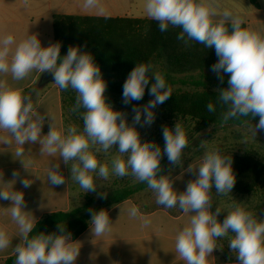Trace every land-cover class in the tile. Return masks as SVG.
Masks as SVG:
<instances>
[{"label":"clouds","instance_id":"obj_1","mask_svg":"<svg viewBox=\"0 0 264 264\" xmlns=\"http://www.w3.org/2000/svg\"><path fill=\"white\" fill-rule=\"evenodd\" d=\"M85 8L98 7V0H85ZM145 12L149 18L158 22L161 32L169 26L182 29L177 37L214 48L218 57L212 66L218 79L223 83L228 74V85L218 90V101L227 106L223 115L224 122L230 118L244 116L259 117L253 128L264 131V36L250 28L242 27L243 19L233 17L230 11H224L218 21L215 7L205 0H145ZM100 11H103L101 8ZM231 20L230 29L226 22ZM12 35L0 38V74H11L14 81H21L33 71L50 72L54 84L61 90L69 87L77 92L76 104L72 111L81 107L86 111L82 115L83 131L69 126L66 134L58 130L51 118L50 130L41 136L45 118L34 110L31 96L23 94L19 88L11 87L0 81V130L10 137H0L3 143L11 146L14 141L18 146L17 158L23 157L26 143L39 142L40 153L63 158L65 164L71 165V179L77 182L85 192L95 191L94 173L107 180L110 169L100 164L90 146L99 145L107 153L118 144V153L111 161V172L119 177L129 174L139 182H144L156 193L157 204L166 208L179 207L184 213L194 212L189 223L178 233L175 251L184 264H209V257L217 247V240L229 236L228 246L236 255L239 264H264V220L258 221L252 212L239 204L233 205L223 222L217 217L222 210L210 209L213 199L211 189L216 188L217 195L231 193L236 182L232 169V158L222 156L219 149L205 151L202 162L187 171L198 169V177L189 181L183 193H177L169 176L159 175L162 158L161 147L154 142H141L135 124L141 122L151 125L155 120L153 109L163 104L172 96L170 86L165 78L154 72L149 76L151 64H136L123 84V102L141 100L151 77L149 94L154 97L143 108L133 107L134 124L127 123L126 114L114 110L105 96L107 83L101 75V69L91 53L81 52L78 47H69L67 54L60 56V44L42 47L37 35H28L16 44ZM207 110L214 112L213 103L207 104ZM165 145L163 154L170 163L180 165L184 150L188 147V137L183 126L176 122L174 128L162 129ZM203 146V144L201 145ZM127 159H124V155ZM27 169L29 162L19 159ZM59 164L51 168L48 181L53 185L64 184V177L57 171ZM98 170V171H97ZM14 175H16L14 173ZM29 187L31 181H21ZM0 199L11 200L9 211L12 219L19 226L21 240L15 247V264H75L79 248L71 240L70 233L59 225V234L37 233L30 236L37 221L29 218L24 211V194L18 191L0 190ZM139 209L133 206L129 215L137 217ZM91 229L95 236H101L111 230V220L105 210L92 212ZM144 225L150 223L143 218ZM11 238L4 229H0V250L8 248Z\"/></svg>","mask_w":264,"mask_h":264},{"label":"trees","instance_id":"obj_2","mask_svg":"<svg viewBox=\"0 0 264 264\" xmlns=\"http://www.w3.org/2000/svg\"><path fill=\"white\" fill-rule=\"evenodd\" d=\"M252 2L254 0H251ZM231 22H226L230 29ZM242 27H245L242 24ZM182 29L169 28L161 32L158 22L151 18L138 17H103L76 14H53V44H60V56L67 54L69 47H78L81 52L91 53L94 61L101 69V75L107 83L105 96L112 106L123 102V84L136 64H151L149 72H159L170 86L172 96L154 110L166 118H178L193 123L194 131L199 132L207 127H224L227 125H245L258 122L259 117L237 116L224 122L223 115L228 110L218 101V90L229 87V75L225 74L223 83L218 79L212 66L218 57L214 48H206L203 44L177 37ZM154 77L141 100L131 101L128 106H145L152 97L149 94ZM31 89H25L26 95ZM61 108L63 127L71 122L82 123V115L86 111L80 108L72 111L76 104L77 92L70 87L61 90ZM213 103L214 112L207 110V104ZM222 156L232 158V169L236 182L231 192L236 194L253 193L261 184L264 175V160L254 154L239 151H222ZM165 170L161 171L163 175ZM176 173V172H175ZM171 175V174H167ZM144 182L134 186L115 188L106 196V208L134 197L147 189ZM105 208V209H106ZM102 210L93 198L76 207L64 211H54L40 217L33 232L59 234V225L64 226L71 238H76L91 223L92 212ZM104 210V209H103ZM16 253L7 257L3 264H15Z\"/></svg>","mask_w":264,"mask_h":264},{"label":"crops","instance_id":"obj_3","mask_svg":"<svg viewBox=\"0 0 264 264\" xmlns=\"http://www.w3.org/2000/svg\"><path fill=\"white\" fill-rule=\"evenodd\" d=\"M249 2L250 7L241 17L243 24L246 28L264 36V7L255 6L254 1L249 0ZM261 2L264 3V0ZM28 19L23 22L26 23ZM36 35L42 47L53 44V36L49 33L43 34L37 31ZM16 44L18 43L15 42L12 45L13 49ZM41 74L33 70L21 81H14L10 73L0 74V81L7 82L9 86L19 88L22 92L25 89H31L26 95L31 96L34 110L45 118L41 130L43 137L50 130L51 118L58 130H64V127L60 89L54 84V80L41 87L38 86ZM0 137L11 138L9 133L2 130H0ZM17 147L14 141L10 146L0 140V190L22 192L25 202L24 211L28 212L29 218L35 220L50 212L70 209L72 200L69 165L64 163L59 153L55 156L41 155L39 142L26 143L23 157L17 158L15 156ZM19 159L25 162L30 161L27 169ZM201 162L202 158H198L182 171L169 176L177 193H183L188 182L197 179L198 169L192 172L187 169L190 165L195 167ZM56 164H59L57 171L64 177V184L53 185L48 181V173L51 168H55ZM24 179L31 181L29 187H24L21 183ZM257 190L258 188L253 193L245 195L236 193H234L236 195L233 193L219 195V207L222 212L217 217L218 221L222 223L227 212L237 204L252 212L257 220L264 218V198L260 200L252 198ZM144 192L145 194L140 197L134 196L104 209L112 222L110 231L101 236H95L90 223L76 238H71L75 246L79 248L75 264H184L175 251V240L178 233L189 223L191 215L195 213H184L178 206L166 208L157 204L155 192L152 194H149L148 190ZM143 200L148 202V206H143ZM11 206V200L0 199V229H4L11 238L8 248L0 250V264H3L7 257L15 254L14 249L21 240L19 226L12 219L9 211ZM133 206L139 209L135 218L129 215V210ZM210 210L212 211V207ZM144 217L150 220L146 226L143 222ZM229 231V236L217 240L218 248L214 249L209 257V264H239L236 255L228 246L232 235L231 230Z\"/></svg>","mask_w":264,"mask_h":264},{"label":"rangeland","instance_id":"obj_4","mask_svg":"<svg viewBox=\"0 0 264 264\" xmlns=\"http://www.w3.org/2000/svg\"><path fill=\"white\" fill-rule=\"evenodd\" d=\"M84 2L85 0H0V37L10 34L14 37V41L19 43L28 35H36L37 31L39 33H49L52 35L53 14L62 13L103 17L149 18L144 8L145 0H98V7L90 9L84 7ZM205 2L212 4L216 9L217 15L213 17V20H219L222 17L223 12L226 10L230 11L233 17H242L243 13L250 7L249 0H205ZM254 4L255 6L260 5L261 7H264V3H262L261 0H254ZM101 8L103 11H100ZM27 18H29L28 21L24 23L23 21ZM137 107L143 108L144 106ZM113 108L116 111L126 114L127 123L130 126L134 124L133 117L135 113L132 111L133 106L117 103L116 105H113ZM153 111L155 113V120L151 125L143 123L144 117L142 115L141 122L135 124V127L140 135L142 143L154 142L161 147L162 158L160 166L161 171L165 170L163 175L171 176L182 171L191 162L198 158H203V155L207 150L219 149V152H247L264 160V131H257L255 134L253 132V128L258 122L239 126H210L199 132H195L192 122L178 118H166L156 110L153 109ZM176 122H179L183 126L188 137V147L183 152L180 165L170 163L167 159V155L163 154L165 141L162 129L164 127L170 129L174 128ZM70 126H75L78 131L82 132L84 125L82 126V123L71 122ZM202 144L203 146H201ZM97 148H100V146H90L89 150L96 155L100 164H106L109 167L110 175L107 180H104L94 173L96 190L85 193L80 188L79 184L71 179V165L77 161H70L68 165L72 207L82 205L87 198H93L95 204L100 205L103 210L106 208V196L109 192L115 188L123 186H134L138 182L135 177L131 175L130 169L129 174L124 177L116 176L111 172L112 159L120 155L117 151L118 144L109 149L107 153L102 149L97 152ZM123 158L127 159V155L125 154ZM161 171L159 175H162ZM147 190L149 191V194H152L153 191L148 187L146 190L136 194L135 198L136 196H142L145 194L144 191ZM211 192L213 199L212 211L215 212L216 208L219 207V195L216 194V188L214 185ZM253 197L258 198L259 200L264 198V175L258 190L254 193L252 198ZM142 204L143 206H148L146 200H143ZM261 220H264V218H260L258 221Z\"/></svg>","mask_w":264,"mask_h":264},{"label":"water","instance_id":"obj_5","mask_svg":"<svg viewBox=\"0 0 264 264\" xmlns=\"http://www.w3.org/2000/svg\"><path fill=\"white\" fill-rule=\"evenodd\" d=\"M51 81H53V77H52V75H51L50 72H47L46 71V72H44V73L41 74V76H40V78L38 80V86L41 87V86H43L46 83L51 82Z\"/></svg>","mask_w":264,"mask_h":264}]
</instances>
